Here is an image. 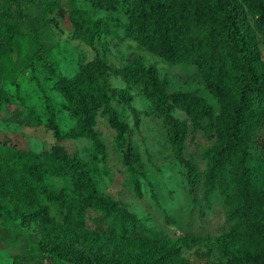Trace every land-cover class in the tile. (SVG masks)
Segmentation results:
<instances>
[{
    "label": "trees",
    "instance_id": "obj_1",
    "mask_svg": "<svg viewBox=\"0 0 264 264\" xmlns=\"http://www.w3.org/2000/svg\"><path fill=\"white\" fill-rule=\"evenodd\" d=\"M37 4L44 15L61 8L60 0ZM249 16L264 27V0H127L126 24L95 19L75 4L68 10L73 38L92 48L96 39L121 27L125 38L165 62L195 65L219 100V114L196 91H169L158 68L138 59L116 67L96 57L80 65L74 77H58L53 84L76 121L63 137L85 138L104 157L96 129L98 115L104 117L116 133V146L124 150L137 197H142L136 169L140 156L129 145L127 125L113 102L130 110L135 125L141 113L131 105L133 96L109 79L141 86L162 120L175 159L187 170L189 192L200 189L205 208L217 196L225 212L229 232L218 239L226 257L220 264H264V190L254 184L248 165L252 149L264 150V61ZM38 30L34 18L22 12L21 0H3L0 80L17 86L18 71L36 57L49 74H57L43 55ZM6 101L0 89V104ZM174 110L183 112L193 129L215 138L203 179L197 163L185 155L188 126ZM48 128L62 136L53 113ZM51 205L58 208L59 219L51 216ZM17 223H33L40 234L36 253L16 255L11 264H190L179 243L165 246L149 239L141 219L126 204L100 193L90 171L59 144L43 152L14 148L10 156H0V240ZM143 240L150 244L136 247Z\"/></svg>",
    "mask_w": 264,
    "mask_h": 264
},
{
    "label": "rangeland",
    "instance_id": "obj_2",
    "mask_svg": "<svg viewBox=\"0 0 264 264\" xmlns=\"http://www.w3.org/2000/svg\"><path fill=\"white\" fill-rule=\"evenodd\" d=\"M60 3V10L44 15L37 0H21V10L34 18L43 55L53 63L57 74H49L43 62L36 57L18 71L17 86L0 80V89L8 96V101L0 104V156H10L14 148L43 152L53 144H59L90 171L100 193L126 204L141 219L149 239L165 246L179 243L182 256L190 264L223 263L226 257L218 239L229 232V227L219 199L213 196L210 207L205 208L200 189L196 193L189 192L187 170L175 159L162 120L153 112L141 86L129 85L113 77L109 79L113 87L125 89L133 96L131 105L141 113L140 123L135 125L130 110L113 102L120 119L127 125L128 143L140 156L136 169L142 197H137L131 173L123 163L124 150L116 146V133L104 117L98 115L96 125L105 146L104 157L85 138L63 137L76 121L53 84L58 77H74L80 65L96 57L116 67L138 59L145 65L153 64L158 68L159 76L167 82L169 91H196L212 105L215 114L220 113L219 100L206 86L195 65L165 62L136 41L125 38L121 27H114L111 35L96 39L94 48L73 38L68 18L71 4L88 11L95 19L116 18L126 24L127 0H60ZM2 5L3 0H0V8ZM11 9L16 15L17 7L12 5ZM249 18L264 61V27H259L253 17ZM27 27L31 29L29 23ZM29 50L36 51V47L29 45ZM51 113L61 137H56L48 128ZM173 113L188 126L185 155L197 163L203 179L207 156L215 138L193 129L183 112L174 110ZM25 120L30 124L25 125ZM248 165L254 184L264 190V150L252 149ZM50 214L60 218V212L54 205L50 206ZM39 234L33 223L11 226L8 237L0 240V264H11L16 255L36 253ZM149 244L148 240H143L136 247L144 248Z\"/></svg>",
    "mask_w": 264,
    "mask_h": 264
}]
</instances>
